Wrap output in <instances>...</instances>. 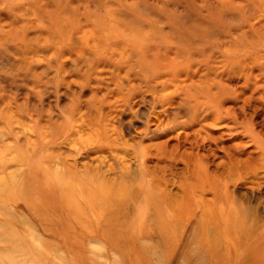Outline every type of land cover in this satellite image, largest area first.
<instances>
[{
  "label": "rangeland",
  "instance_id": "1",
  "mask_svg": "<svg viewBox=\"0 0 264 264\" xmlns=\"http://www.w3.org/2000/svg\"><path fill=\"white\" fill-rule=\"evenodd\" d=\"M231 227L264 233V0H0V264H264Z\"/></svg>",
  "mask_w": 264,
  "mask_h": 264
},
{
  "label": "bare ground",
  "instance_id": "2",
  "mask_svg": "<svg viewBox=\"0 0 264 264\" xmlns=\"http://www.w3.org/2000/svg\"><path fill=\"white\" fill-rule=\"evenodd\" d=\"M103 185V184H102ZM102 187V186H101ZM106 187V186H105ZM108 187V186H107ZM104 188V187H103ZM66 190V189H65ZM69 191V190H68ZM102 191V190H101ZM67 192V191H66ZM222 192V191H221ZM118 193V192H117ZM99 194V193H98ZM97 194V195H98ZM114 195V194H113ZM105 196V194H104ZM225 199H229L228 196H224ZM110 201V200H109ZM108 201V202H109ZM110 204V203H109ZM113 206V204L111 205V207ZM219 214V212H217ZM227 216H231V210H229ZM113 221V219H112ZM225 225V228L228 227L227 224H224ZM230 227V226H229ZM223 234V233H222ZM247 237V238H251L252 241L249 243L248 247H242L240 245V242H239V238L241 237ZM209 237V236H208ZM211 238V237H209ZM220 238V237H219ZM221 238H223L225 241H227L226 243H232L233 245L234 244H238L237 245V250L235 251V253L238 255L240 252L239 251H243L244 252V256H256V257H260L262 256V259L264 258V233L262 230H256L254 232L251 233H248V232H245L243 230H241L239 228V230H234L233 227H231V229H225V233H224V236L222 235ZM213 242V245L215 247V256L218 260H224L226 258V255L227 254H224L221 250V246L223 245H226V244H222L221 241H214L212 240ZM213 248V247H212ZM204 262L205 259L203 260ZM203 262V263H204Z\"/></svg>",
  "mask_w": 264,
  "mask_h": 264
}]
</instances>
